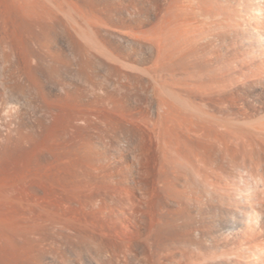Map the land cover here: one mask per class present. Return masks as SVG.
<instances>
[{"label":"bare ground","instance_id":"1","mask_svg":"<svg viewBox=\"0 0 264 264\" xmlns=\"http://www.w3.org/2000/svg\"><path fill=\"white\" fill-rule=\"evenodd\" d=\"M82 1L88 9H90V12L98 13L101 11L100 8L103 10L104 7L111 13L109 15L110 18L107 17L109 20L114 13L117 15L120 14V18L116 19L123 29H131L132 31V28H138L137 22H140V20L138 19L139 21H136L129 19L134 13L131 14V16L128 15V19L123 17L125 14L124 10L127 11V8L124 9L121 5L116 6L113 5L112 2L110 3V1L107 2L106 0ZM132 1H136L139 4L142 2V0H131V2ZM157 1L156 5L161 6L160 2H163V4L161 7H158L157 12L155 11L156 13L153 16H161L163 20L166 21L167 19V21H170L171 18L169 17V19L168 16L174 9L172 3L175 0H172V2L171 0ZM144 2L146 3L147 1L144 0ZM151 3H153V0H151ZM76 5L78 6L79 4L75 1L74 7H76ZM148 6L150 5L148 4ZM77 9L79 8H76L74 11L77 12ZM196 10H198V8ZM196 10L194 11L195 14H197V18H203L209 26L219 24L221 28L220 31L216 34H209L207 31L205 32L202 30L204 31V36L203 34H199L200 39H197L195 36L193 40L191 37L190 39L192 41H190L189 46H185L184 43H182L183 45L181 46V42L177 40L180 42V46L178 44L179 53L174 52L176 55H174L171 49L166 50L167 55H163L164 52H166L164 51L165 48H163L161 44L158 46L161 41L157 40L159 42H157V45L152 42L157 47H154L152 44L149 48L151 50L149 51L153 53L148 59L144 58L146 61L142 59L143 61L140 63L144 65L145 63H153L154 61L155 63L159 62L160 64L158 63L159 66L157 67L160 69L162 67L163 71V69L165 70L168 67L176 70V66H180L179 63H181V61L184 63L187 60L188 68L190 67V70L192 68V71H196L195 73L193 71L192 74V72L190 73L188 70L190 75H192L186 78V75H188V73H186V75H184L187 79V81L185 80L186 83L183 82V78L182 82L184 85L182 83L180 84L183 88L185 86V90L190 89L191 93H195L194 95L198 97L201 96L199 98H202L203 101L200 100V104L205 102L206 106L208 103V105L211 103L214 105V103H218V100L221 99L223 94H232V92H234V95H237L239 98L238 101L246 100V98H253L255 104L260 106V110H264V0H245V5H241L239 10L235 13L230 11L220 14L215 8L209 7L202 10V14L201 11H199V15L196 13ZM194 11L192 10V17H195ZM123 12L124 14H122ZM103 13L101 12L100 15H104ZM153 13L154 10L152 11V14ZM81 14V12L80 15L76 13V15L79 16L78 18H80ZM91 14L93 15V13ZM146 14L144 15L146 16ZM19 15V17H21L20 13ZM191 15L192 14H190L189 17L186 15L185 17V15L179 14V16L177 15V19L182 20L180 22L185 21L189 24L194 23L189 22L190 20L187 19H192ZM170 16H172V14ZM21 18L24 23L26 18L24 20V17ZM81 18L83 17L81 16ZM173 18L171 20L174 22L175 20ZM79 21H81V19ZM113 22L111 21V23ZM114 23H116L115 26H117L116 20ZM167 23V25L172 24H169L170 22ZM141 26L142 25H139V29ZM30 27L29 30H31ZM105 29L106 32L109 33L108 35H113L116 38L118 37L119 40L125 36L124 33L126 30H121V32L124 31L122 35L117 32L120 30H114V32L109 31L113 29V26L109 30L107 28ZM45 31L43 30L40 32L43 33ZM144 31L146 33V30ZM132 32H136V30ZM187 32L190 33V31ZM49 34L50 35H46L49 39L47 42L44 40L45 42L42 41L39 43L41 51H39V54L37 52L38 55H36L41 59H48L54 64L53 66L44 68L46 71L44 70L42 73L43 75L46 74L52 80L57 81V75L60 71L59 67L56 65L60 62L62 54L60 56L58 51H56L57 49L54 50L52 47L53 44H55L53 43L55 37L51 35V33ZM129 34H131L132 39L133 33L129 32ZM101 35L103 34L101 33ZM43 36H45V34ZM105 36L107 35H104V37ZM222 36L232 37V42L238 45V47H235L233 52L222 51V48L220 49L217 44V41ZM123 38L122 40H124ZM127 39L129 38L127 37ZM238 40H240V43L237 42ZM141 41L146 42L145 40ZM129 43H132V41L130 40L127 44ZM73 44L72 48L69 45L71 49H74L73 51L71 50V53L73 52L76 58L75 64L73 62V66L76 65L77 67V64L79 66V69L75 68L78 69V71L75 70L78 76L76 77L75 75V80L77 81V78H79L81 83L85 81L86 84L89 81V83L91 82L93 84V88H97V86L98 88L99 86L102 87L100 84L101 81L99 80L100 85H97L96 83H98V81L93 79L95 77H92L91 73L95 71H93L94 66H102L101 68L103 69L105 63L102 64L103 61L101 60L102 63L94 61L91 57L92 54L89 55L90 52H88L90 48L87 50V47L85 48L80 40L77 39ZM118 44L119 43L116 44L115 50L118 51L117 54H120L121 45ZM135 44L132 43V46ZM185 44L187 43L185 42ZM126 45L123 46L127 47ZM107 46L110 47L108 44ZM133 47L135 48V46ZM132 49L133 48H131V50ZM107 50L110 49L107 48ZM133 50H137V48ZM122 52L123 51H121V53ZM112 53L114 52L112 51ZM134 55L135 54H131L130 51V53L128 52V57L125 55V58L128 62L134 63ZM165 57L166 59L164 60L163 58ZM29 58L26 59L29 61ZM122 58H124V54ZM62 63L65 66L67 65L66 62ZM106 64H108V62ZM186 64L185 66H187ZM108 65L110 66V64ZM114 68L115 65L113 69L111 68L108 70L113 78V73L116 71ZM127 68L125 67L124 69L127 70ZM118 69L120 68L118 67ZM151 69L154 68L151 67ZM13 71L15 72V70ZM40 71L41 70H39V72ZM105 71L107 72V69ZM123 71L121 73H124ZM141 71L145 73V69H141ZM162 71L161 73H164ZM186 71H184V73ZM97 72L98 70H96V73ZM170 72L171 70L168 73L170 74ZM175 72L176 71H174V73ZM117 73V78H122L124 76L122 79L129 78L127 76L131 74V80H136V85L138 82H140V85L145 83V89L143 84L142 90H140L138 95L135 93V97L133 98L134 94L131 96V93L127 89V84L125 86L121 84V87L122 85L124 86L122 91L125 93L119 99L120 101L117 100V94L115 98L112 88V93L109 91L104 92L107 93L105 94L106 100L103 96H100V98H103L105 102L107 101L111 105H116V109L119 107L120 110H122L121 115L124 114L125 117H132L130 113L132 112V115L135 113L136 115L134 114L132 118H139V121H136L138 124L142 119H145V122L147 119L153 120L154 114L159 116V118L161 116L162 119H160V121L164 120V122H160V124L165 123L164 127L170 132L169 134L171 135L172 133L171 136L175 135L176 141L178 139L181 146H187L189 149H187L188 152L191 151L194 154V161H196L195 157L198 160L195 164L200 162L202 165L212 168L215 167V169L216 167L223 168L224 165H221L224 159L222 155L229 156V154H231L230 156L235 160L239 157L237 155L239 154L237 153L238 150L241 152L244 148L243 150L245 151L243 152L248 153L246 150L247 147L250 146L248 145L250 143L249 137H247L248 140L245 142L246 136L243 135L245 137L244 139L243 136L241 137V133H238L239 136L237 134H229L228 132L229 129H231L230 132L239 129L234 123H225L222 119V121H215L216 119H213L215 116L212 117L211 113L209 115L208 112L204 113L205 115L202 116V112L199 111L201 115L199 116L198 113L195 115V109L193 114L190 112L182 116H180V112L177 111L179 115L174 118L172 112H176H171L173 107L171 106V102L166 99L168 95L165 98H160V96H158L160 93H157L156 90L157 83L155 86L154 81L147 79V77L145 79V77L138 74L139 72H136L137 75H134L133 72L128 74L125 72L122 77H119L121 75L119 70L116 71V74ZM165 73L167 72L165 71ZM15 75L14 78H16ZM180 75H182V73ZM176 77L178 78V73ZM161 78L162 75H160V79ZM171 78H173V75ZM172 82L175 81L173 80ZM73 85L74 84H71L69 86L71 87ZM43 86L38 84L36 88L43 91ZM110 87L113 86L111 85L109 88ZM183 88L181 89L185 92ZM80 89L79 84H77L70 90L71 92L68 91L70 92L69 98H72L70 102L75 99L79 100L83 98L82 100H84V97H80V92H83V89L81 91ZM105 89L107 90V88ZM118 89H120V86ZM99 90L101 91L102 89L99 88ZM115 90H117V87ZM95 91L98 92L97 89ZM180 91L179 89V92ZM145 93H147V96ZM95 94L93 97L96 96ZM176 94L178 95V93ZM192 95L193 94L190 96ZM65 96L68 97L66 94ZM93 97L92 103H94ZM94 99L97 103L98 99ZM77 100L74 102L79 104ZM82 100H80V103ZM57 101H59V99ZM74 102L72 103L73 106H75ZM105 102H103V104ZM64 103L67 102L64 101ZM147 105L152 110L149 109ZM134 109L137 111L133 113L132 110ZM111 110H113V108ZM111 110L108 111V114L111 113ZM106 112L107 111H104V114ZM117 112L118 111H116V114ZM119 112L118 114L120 115ZM116 114L114 113V117H117ZM111 116H113V114ZM106 118H108L107 114ZM179 118H181V120ZM112 119L114 120L113 117ZM127 119L122 121L121 117L120 122L117 121L120 125L112 120L102 135L95 137L96 139L90 136L86 137V139L83 137L82 139L84 140H81L82 142L80 141L82 144L77 141L78 145L74 143V147L71 145L73 148L70 147V150L66 147L68 142L65 144V138L63 139L64 136H62L57 145L54 168L50 170L47 169V171L41 170L39 173L38 177L41 179L42 185L36 188L38 194L27 195L28 193L22 194V192L20 194H15L10 192L8 187L4 185L0 186V206L2 207L0 209V264H182L181 260H173V258H170V256L160 251V248H157L159 251H155L156 246L158 247L165 241L167 242L172 239L165 233H170L171 231L169 232L168 230L175 229V227L178 228V234L185 240V244L188 247L185 264H264V176H250L251 180L245 184V190L243 192L240 190L237 197L227 195L226 198L220 201L217 198L214 199L211 192H209L210 198L197 195L199 193L189 184L186 175L184 176L181 170H176V165H174L175 170H172L171 162L169 161L171 157L165 158V156L171 154L169 152L165 155L164 152L161 153L165 150L162 146L166 145H162L160 142L161 136L159 135V139L156 134V129H158V125L160 124L155 122V120L154 122L158 125H154L156 129H153V127H148L150 125L147 121V123H145L147 128L142 131L138 124V126H135L136 124H134V121L136 119L133 122H129V118ZM217 120L219 119L217 118ZM113 122L118 126L116 127L113 125ZM145 124H140V126ZM146 125L144 127H146ZM151 126H153V124ZM144 127L142 126V128ZM164 127H162L163 134L165 130ZM252 131V139L256 147L254 149H258L264 156V121L261 123L259 122V125L254 127ZM169 134L167 133V135ZM164 136H166V134ZM173 138L174 137H172L171 140ZM73 140L76 141V139ZM162 140L165 141L164 138ZM168 141H166L167 145H169ZM123 142H126L127 145H123L121 148L120 146ZM177 144H172L170 146H172V150L174 147L175 149L176 147L177 149L179 148L176 153L179 154L180 147ZM168 147L166 146V149ZM175 149L174 151L176 152L177 149ZM185 150L183 152H185ZM174 151H172L173 154ZM161 155H163L164 159ZM186 158H188V156ZM175 159L179 161L178 156H175ZM263 160L264 159H262V162ZM171 193L176 194L177 197L171 198L169 195ZM67 207H75L77 209H68ZM163 228L168 229H165L168 232L163 230ZM174 233L176 232L174 231ZM149 241L154 242L152 243L155 245V250L152 248L153 244H148L151 243ZM192 247H195L199 252L197 255L194 254L196 250L193 251ZM206 251L207 253L211 252L210 254H212V257H210L211 255H207L205 253Z\"/></svg>","mask_w":264,"mask_h":264},{"label":"rangeland","instance_id":"2","mask_svg":"<svg viewBox=\"0 0 264 264\" xmlns=\"http://www.w3.org/2000/svg\"><path fill=\"white\" fill-rule=\"evenodd\" d=\"M75 1H76V3L79 4L78 6L76 5V7H74ZM106 1L107 2L110 1V3L112 2V4L116 5V6L121 5L124 9L127 8V11L124 10V12L127 16L124 14V12L122 13L125 15V16L123 15V17H125V18H127L128 15L131 16V14L134 13V15H132L134 19L132 18V16L130 18L129 17L128 18L132 19V20H136V21L140 20V22H137L138 28H136V27H135L136 29L132 28V31L133 30H136V32L138 31L137 34H136V32H132L131 29L130 30L128 29L129 30L128 31L127 29L121 28V26L118 23V20L116 19V18H120L119 17L120 14L117 15L114 13L115 15L113 14L111 19L109 20L107 17H109V15L111 13H109L104 7H103V10H102V8H100L101 11L98 12L99 14L97 12L96 13L92 12V11L90 12V9H88V7L84 4V2L82 0H0V186L4 185V186L8 187L9 191L12 193H15V194L16 193L20 194L21 192H22V194L28 193L27 195L38 194V192H37L38 190H36V188L38 186L40 187L42 185V181L38 177L39 173L41 170L47 171V169L50 170V169L54 168L55 162H56V150H57V145L59 144V142L61 140L60 138L62 136H64L63 139L65 138V140H64L65 144H67V142H68L66 147L68 150H70L71 148L74 147L73 145H74V143H77V141H79L78 143L82 144L81 142L84 139H86V137L90 136V137L95 138V137H99L100 135H102L103 132L108 128V125H110L109 123L113 120L112 117L114 118L113 121L115 123H117V121L120 122L121 117H122V121L123 120L125 121L127 118H129V122L130 121L133 122L136 119L134 121L135 122L134 124H136L135 126L139 125V128L142 131H143V129L147 128V125L145 124V123H147V121L149 122L148 124L150 125L148 127H153V129H156V127H154V125L157 126L158 124H160V122H164V120L160 121V119H162L161 116L159 118V116L154 114L153 120L147 119L145 122V119L144 120L140 119L141 121L138 124L137 122L139 121V118L138 119L132 118L133 115L135 114L134 112H136L137 110H135V109H134L135 111L132 110L134 113L133 115L131 114L132 112L130 113V115L132 117H128V116L125 117L124 114L121 115L122 110H120L119 107H117V109H116V105H111L107 101L105 102V100H106L105 94H107V93H104V92L109 91L110 93H112L111 90L113 89V94H115V98L118 96L117 100H119L121 98V96H123V94L125 93L122 91L123 90L122 88L126 84H127V89L131 93V96L134 94L133 98L135 97V93L138 95L140 90H142L143 84H144L143 87L145 89V83L140 85L139 84L140 82H138L136 85V80L133 79L134 82L131 80L132 79L131 74H130V76L128 74L131 72H133L134 75L135 74L137 75V73L139 72L138 74L145 77V79L147 77V79L154 81L155 86L157 83V86H156L157 93L161 94V95L158 94V96H160V98L161 97L165 98L168 95L167 97H169V98L166 97V99L171 102V106L173 107L172 110L171 109L170 110H171V112L172 111L176 112V113L172 112V114H173L172 116H174V118L179 115V112H180V116H182L185 113H190V112L193 114L194 109H195V115H197V113H198L199 116L201 115L200 112H202V116L205 115L204 113L208 112L209 115L211 113L212 117L215 116V117H213L214 120L216 119L215 121H220L222 119V120H224L223 122H225V123L227 122V123H231V124L234 123L235 125H237L236 127H239V129H241V130H239V129L232 130L231 132H230L231 129H229L228 130L229 134L239 135L241 133V137L243 135L246 136V141L243 140L245 142H247V140H248L247 137H249L250 143L248 142L249 143L248 145H250V146L247 145L248 147L246 150L248 153L243 152V151H245V150H243L244 148L241 150V152H240V150H238L237 153H239V154H237V155L239 157L235 160L232 159L233 157L230 156L231 154H229V153H228L229 156L228 155L227 156L222 155V157L224 158L223 159L224 163L222 161L221 165L222 166L224 165V166H223V168L216 167V169H215V167L212 168V167H209L206 165H202L200 162L196 163L198 165L197 166L195 164V162H197L198 160L195 157L196 161H194V157H193L194 154L191 151L188 152L189 149L187 148V146L186 145H185L186 147H183L184 145L181 146V144L179 143L180 141L178 142V139L176 141L175 135L171 136L172 133H171V135L169 134L170 132L168 130H166V127H164L165 123L158 125V129H156V134L158 135V137H159V135L161 136V139L159 137V139L161 140L160 142L162 143V145L165 144L167 147L169 146L167 149H166V146H162V147L166 151L170 148L167 152L165 150H163L161 153L164 152V155H165L166 153L169 152L171 154V155L165 156V158L171 157V159H169V161L171 162L172 170H175V168H176V170H181L182 173H184V176L186 175V178H188L189 184L192 186V188L197 193H199V194L196 193L197 195L206 196V197L210 198L209 192H211L214 199L217 198L220 201H222L224 198H226L227 195L237 197L238 196L237 194L240 193V190H241V192H243L245 190V188H246L245 184L251 180L250 176H252V175L259 176V177L261 175L264 176V160L262 162V159H264V156L262 155V153L258 149H254L256 147H255L254 141L252 139L253 138V135H252L253 131L252 130L254 129V127H257L259 125V122L261 123L264 121V110L263 109L260 110V106L255 104L253 98H246V100H239L238 101V99H239L238 96L234 95V92H232V94H223L221 99L218 100V103L216 102V103H214V105H213V103L208 105L209 104L208 103L206 106L205 102L200 104L201 101H203L202 98L201 99L199 98L201 96L198 97L197 95H194L195 93H191L190 89L185 90V86L183 88V86L180 84V83L183 84V82H185V80L187 81L186 78H189V75L191 72L193 74V71H194V73L196 71V70L192 71V68L190 70V67L188 68V61L187 60L186 61L184 60L185 64L187 62V64H186L187 66H185L184 63H182L183 61H181V63H179L180 66L179 65L176 66V70L168 67L169 69L166 68L167 70L163 69V71H162V67H161V69L159 67H157V66H159L158 65L159 62L155 63V61H154L153 63H147V64L145 63L144 65L140 63L143 60L148 59L150 57V55L153 53V52L152 53L150 52L151 51L149 49L150 45H152L153 43H155L157 45L159 43L158 41H161V43H159L158 46L161 44V46L163 48H165L164 51L171 49L173 53L174 52L179 53L178 44L180 46V42H181V46L183 45L182 43H184L185 46H189L190 41L195 39L194 38L195 36L197 39H200V35H202V34L204 36V33H203L204 31L205 32L207 31V33H209V34L218 33L221 29L220 25L215 24V25L209 26V24H207L203 18H201V17L197 18L196 17L197 14H195V11H194L197 8H198V10H196L197 11L196 13H198V14L200 13L199 11H201V14H202L203 13L202 10H204L205 8H209V7L215 8L216 11L220 14L225 13V12L227 13L230 11L235 13L239 10L241 5L242 6L245 5V0H175L172 3V5H174L173 11L169 14V16L167 15L168 18L170 17L171 19L174 17L173 19L175 21L173 22V20H171L170 18H169L170 21H167V19H166L167 22H170L169 24L172 23L171 25H167L168 23L165 20H163L161 18V16L160 17H154L153 16L157 12L158 7L162 6L163 2L162 3L160 2L161 6H158V5H156L157 0H153L154 4L151 3V0H146L148 3L147 2L145 3L144 0H142V2L140 4L136 1L131 2V0H126V1L106 0ZM149 1H150V3H149ZM158 1H161V0H158ZM143 2H144V4H143ZM171 2H172V0H171ZM148 4L150 6H148ZM157 4H159V3H157ZM81 6H83V7H81ZM152 6L154 7V9ZM191 7H192V9H191ZM74 8L75 9L79 8L80 10L77 9V12H76V11H74L75 10ZM175 8H176V10H175ZM152 9L154 10L153 14H152V11H153ZM177 9H179L180 11ZM84 10L86 13L84 12ZM182 10H184V11H182ZM192 10L194 11L195 17H192L193 16ZM17 11L21 14V17H24L23 20L26 18L25 19L26 21L24 20V23L22 21V18L19 17L20 15ZM88 11H89V13H88ZM75 12L77 13V15H80V12H81L82 13L81 16L83 18H81V16H80V18H78L79 16H77ZM83 12H84V14H83ZM101 12L102 13L104 12L103 13L104 15H100ZM128 12H130V13H128ZM91 13H93V15ZM146 13H148V14H146ZM144 14H146V16ZM171 14H172V16H170ZM179 14L185 15V17H186V15H187V17H189V15L192 14L191 15L192 19H190V18H187V19L190 20L189 22H194V23L189 24V23H186L185 21L180 22L182 20L177 19V15L179 16ZM97 16H99V17H97ZM114 16H115V18H114ZM80 19H81V21H79ZM150 19H151V21H150ZM199 19H200V22H199ZM115 20L117 21V26H115V24H116V23H114ZM111 21L112 22L114 21V22L111 23ZM147 21H148V23H147ZM27 22H29V23H27ZM108 22H110V23H108ZM138 23H140V24H138ZM150 23H152V24H150ZM27 24H28V26H27ZM135 24H133V25H135ZM185 24H186V26H185ZM30 25H31V27H30ZM139 25H142L140 27V29H139ZM109 26H110V28H112V26H113V29H110ZM29 27L31 30H29ZM105 28H107V29L109 28L110 30L109 29L108 30L113 31V32H114V30L115 31L120 30V31H117L120 34H122V32L124 33V31L126 30L128 32L125 31L124 35L127 36L129 39H127V37H125V36H123L125 38H123L121 36L124 40H122L121 37H120L121 39L119 40L118 37H117L118 38L117 39L113 35H108L109 33L106 32ZM97 29H98V31H97ZM102 29H104V30H102ZM141 29L143 30V32ZM43 30L44 31L46 30L45 32H43L45 34V36H43L44 34L42 32H40ZM94 30H96V31H94ZM121 30H124V31L121 32ZM144 30H146V33ZM202 30H204V31H202ZM100 31L103 35H101ZM187 31H190V33ZM46 32H48V33H46ZM96 32H98V33H96ZM105 32H106V34H105ZM129 32L133 33L132 35L134 36V38L132 36V39H131V34H129ZM49 33H51V35H53L56 38V40H55V38L53 40V43H55V44H53L52 47L54 48V50L57 49L56 51H58L60 56L62 54V56L60 57V62L56 65L59 67V71H60L57 75V81L52 80L46 74L43 75V73H42L44 70L46 71V69H44V68H46L47 66L48 67L53 66L54 64L52 62H50V60H48V59H44V58L41 59L39 56H37L39 54V51H41L39 43H41L44 40H46V42H47L49 39L47 38L46 35L47 34L50 35ZM104 35H107V36L104 37ZM73 36H74V38H73ZM37 37H40V38H37ZM45 37H46V39H45ZM78 37H80V38H78ZM137 37L141 40H145L146 42L139 40ZM76 38L78 40H80V42L85 46V48L87 47V50L90 48L88 52H90L89 55L92 54L91 57L94 59V61H96V62L98 61L100 63H102L101 61H103L102 64L105 63V65H103L104 66L103 69L101 68L102 66L101 67L100 66L99 67L94 66L93 71L94 70L95 71L93 73H91L92 77H95L93 79L95 81H98V83L95 82L97 85L101 81L100 84L102 85V87L99 86V88L102 89L101 91L99 90L98 86H97V88H93V86H92L93 84L91 82L89 83V81L86 84L85 81L84 82L82 81V83H81L80 82L81 80H79V78H77L78 79L77 81L75 80L76 77H78L77 71L79 69V66H78V64H77V67H76V65L73 66L75 64L76 58L73 55V52L71 53V50L72 51L74 50L71 48L74 45L73 43L76 42V40H77ZM113 38H115V39H113ZM126 39L129 41H127ZM73 40H74V42H73ZM107 40H108V42H107ZM130 40L132 41L133 44L138 42L135 45H133V46H135V48L132 46V43L127 44L128 42H130ZM177 40H179L180 42ZM69 41H70V43L71 42H73V43L70 44ZM121 41H122V44H121ZM124 41H125V43H124ZM104 42H105V44H104ZM109 42L113 45H111ZM185 42L187 44H185ZM237 42L240 43V40H238ZM51 43H52V41H51ZM114 43H115V45H114ZM117 43H119L118 45H121L120 46L121 51H123L122 53L120 51V54H117L118 51L115 50ZM89 44H90V46H89ZM107 44L110 47H108ZM217 44L220 47V49L222 48V51H224V52H233L234 48L238 47V45H235L234 42H232V37L222 36L217 41ZM54 45H56V46H54ZM69 45L71 48L69 47ZM123 45L124 46L126 45L127 47H124ZM156 45L153 44L154 47H157ZM113 46H114V48H113ZM59 47H61V48H59ZM107 48H109L110 50H107ZM131 48H133V49L137 48V50H139V49H141V50H139V51L133 50V49L131 50ZM125 50L128 51L129 53L131 51V54L132 53L135 54L134 58L137 61L133 58L135 61L134 63L128 62L127 59L125 58V55L128 57V52H126ZM146 50H148V51H146ZM112 51L114 53H112ZM136 51H137V53H136ZM142 51H143V54H142ZM37 52H38V54H37ZM138 52H140V53H138ZM144 52H145V54H144ZM155 53H157V52H155ZM166 53H167V51L164 52L163 55H165ZM175 53H174V55H176ZM29 54H30V58H29ZM121 54H122V56L124 54V58H122ZM141 54H142V56H141ZM25 55H26L27 59L29 58V61L25 58ZM72 55H73V57H72ZM96 55H98V56H96ZM36 56H37V58H36ZM163 59L165 60L166 57ZM106 61L108 62V64H110V66L108 64H106L107 63ZM62 62H66L67 65L65 66ZM73 62H74V64H73ZM161 62H162V60H161ZM76 63H78V62H76ZM24 65H25V67H24ZM114 65H115L114 69L116 71L119 70L120 73L123 70H125L124 69L125 67L126 68L130 67L129 69L127 68V70L123 71L124 73L127 72V74H128L127 77H129V78L122 79L124 77V76L122 77V75L124 73H121V75L119 73V75H120L119 77H122V78H117L118 73L116 74V71H114V70L113 71L115 73H113V75H114V78H113V76H111V74L108 70H110L111 68L113 69ZM130 65L134 66V67H131ZM118 67L120 69L121 68H123V69L120 70V69H118ZM151 67L154 69H151ZM173 67H175V66H173ZM181 67H184V68H181ZM37 68H38V70H37ZM72 68H74V69H72ZM75 68H78V69H75ZM104 68H105V70L107 69V72L104 70ZM29 69H30V72H29ZM141 69L142 70L145 69V71H144L145 73H142L143 71H141ZM13 70H15V72ZM39 70H41L40 72L42 73L43 77H42L41 73L39 72ZM75 70H77V71H75ZM96 70H98L97 73H96ZM170 70H171V72L172 71L173 72L172 73L170 72V74H169L168 72ZM183 70L184 71L187 70V71L184 73ZM188 70L190 73L188 72ZM158 71H160V72H158ZM161 71L164 73H161ZM165 71L167 73H165ZM174 71H176L178 73V78L176 77L177 73L176 72L174 73ZM147 72L149 75L147 74ZM179 72H180V74L182 73L183 77H182V75L179 74ZM94 73H95V75H94ZM186 73H188V75H186ZM15 74H17V75H15ZM157 74H159V75H157ZM167 74H169V75H167ZM197 74H198V72H197ZM12 75H13V77H12ZM14 75L16 78H14ZM75 75H76V77H75ZM153 75H154V77H153ZM160 75H162L161 79H160ZM172 75H173V78H171ZM179 75H180L181 79H180ZM184 75H186V78L184 77ZM28 77H29V79H28ZM149 77H152V78H149ZM158 77H159V79H158ZM170 78H171V80H170ZM183 78H184V80H183ZM123 80H125L127 82H125ZM173 80L175 82H172ZM182 80H183V82H182ZM17 83H18V85H17ZM38 84H40L42 86L44 85L43 88L45 91L44 90L43 91L38 90L36 88V85H38ZM71 84H74L73 86H71L72 88L69 86ZM77 84H79V88H81L80 91L83 89V92H80L81 93L80 97H84V100H82L83 98L79 99V100L75 99L79 102V104L77 102H76L77 103L76 104L74 102L75 100H72L70 102V100L72 98L71 99L69 98V94L71 92L70 90L73 89L75 87V85H77ZM115 84H116V86H115ZM121 84H123L124 86L122 85V87H121ZM138 84H139V87H138ZM179 84H180V87H179ZM111 85L113 87L109 88V86H111ZM61 86L62 87L64 86L63 89ZM119 86H120V89H118ZM104 87L107 88V90ZM116 87H117L118 91L115 90ZM163 87H164V89H163ZM181 88H183V90H185V92L182 91ZM96 89L98 90V92L95 91ZM179 89L181 90L180 92H179ZM174 90L177 92H175ZM68 91H70V92H68ZM165 91H166V93H165ZM63 92L68 97H66ZM114 92H117V93H114ZM172 92L174 95L172 94ZM147 93H145L146 96H147ZM176 93H178V95ZM180 93L182 94V96ZM82 94H83V96H82ZM94 94L96 95L95 97H93ZM116 94H117V96H116ZM191 94H193L194 96L193 95L190 96ZM169 95H172L174 98L172 96H169ZM100 96H103L105 98V100L103 98H100ZM92 97H93L94 103H96L95 102L96 100L94 98L98 99V101L100 100L101 102L97 101L96 104L92 103ZM58 99H59V101H57ZM63 99L67 103H64ZM80 100H82L81 103H80ZM73 102H74L75 106H73V104H72ZM103 102H105V103L103 104ZM198 104H200V105H198ZM108 105H109V107H108ZM169 106H170V104H169ZM110 107H112L113 110H111L112 108H110ZM147 107L149 109H151L148 105H147ZM193 107H195V108H193ZM114 109H115V111H114ZM110 110H111V113L108 114V111H110ZM104 111H107V112L104 114ZM112 111L115 114H116V111H118V112L120 111L119 112L120 115L117 112V114H116L117 117H114V113ZM177 111H179V112H177ZM106 114L108 115V118H106ZM112 114H113V116H111ZM123 116H124V118H123ZM104 117L106 118V120ZM137 117H139V116H137ZM217 118L219 120H217ZM107 119L109 122L107 121ZM179 119L181 120V118H179ZM154 121L158 122V124H156ZM114 122H113V125H115ZM143 123L146 125V127H144L145 125L140 126V124H143ZM152 124H153V126H151ZM119 125H120V123H119ZM115 126L117 127L118 125H115ZM132 126H133V124H132ZM142 126L144 128H142ZM160 126H161V130H160ZM162 127H164V129H165L164 134L162 131L163 130ZM158 130L160 133L158 132ZM63 132H64V135H63ZM61 133H62V135H61ZM79 133H81V134H79ZM167 133L169 135H167ZM165 134H166V136H164ZM167 136L170 139H168ZM244 136H243V138L245 139ZM83 137H84V139H82ZM172 137H174V138L171 140ZM163 138L165 139V141L162 140ZM73 139H76V141ZM166 141H168L169 145L166 144ZM177 142H178V144H177ZM78 143H77V145H78ZM172 144L173 145L177 144L180 147L179 154H176L178 152L179 148L177 149V147H176V149H177L176 150L175 147L173 146L174 148L172 150V146H170ZM251 144H252V146H251ZM71 145L73 147H71ZM123 145L126 146L127 143L123 142V144H121L120 147L122 148ZM174 149L176 150V152L174 151ZM184 150H185V152H183ZM172 151H174V154L172 153ZM258 151H259L260 155H259ZM180 152H181V154H180ZM175 156L179 157V159H178L179 161H177V159H175ZM183 156H185V157H183ZM187 156H188V158H186ZM161 157H163V155H161ZM150 158H151V156H150ZM163 159H164V157H163ZM172 159H173L174 164L172 163ZM177 162H180V163H177ZM174 165H176L177 167L174 168ZM199 165H201V166H199ZM221 169L224 171H222ZM216 170H220V171H216ZM227 170H228V172H227ZM237 189H239V190H237ZM169 195L171 198L177 197L176 194L171 193ZM2 206H4V205H2ZM1 208L2 207L0 206V209ZM67 208L68 209H71V208L77 209L75 207L74 208L73 207H71V208L67 207ZM165 229L166 228H163V230H165ZM175 229H172V230L166 229L169 232L170 231L171 232L165 233V234H167V236H169V238L170 239L172 238V239L170 241L168 240L167 242L165 241L162 245H160L158 247L156 246V250L154 248L155 245L153 244L154 243L153 241H149L151 243H148V244H153V246L149 245V246H152L153 250L159 251V249H157V248H160V251H162L163 253L170 256V258H173V260H181V263L185 264L186 263V252L188 251V247L185 244V240H183L182 237L178 234V228L175 227ZM173 230L176 233H174ZM168 231H166V232H168ZM192 249H193V251L196 250L195 247H192ZM198 253L199 252L197 250L194 252L195 255H197ZM205 253L209 256L211 255L210 257H212V254H210L211 252L207 253V251H206Z\"/></svg>","mask_w":264,"mask_h":264}]
</instances>
